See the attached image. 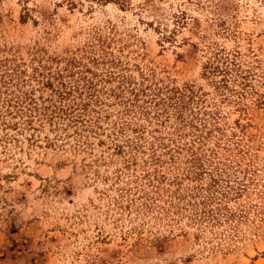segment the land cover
Wrapping results in <instances>:
<instances>
[{"label": "rangeland", "instance_id": "374dc122", "mask_svg": "<svg viewBox=\"0 0 264 264\" xmlns=\"http://www.w3.org/2000/svg\"><path fill=\"white\" fill-rule=\"evenodd\" d=\"M0 95V264H264V0H0Z\"/></svg>", "mask_w": 264, "mask_h": 264}, {"label": "trees", "instance_id": "16d2710c", "mask_svg": "<svg viewBox=\"0 0 264 264\" xmlns=\"http://www.w3.org/2000/svg\"><path fill=\"white\" fill-rule=\"evenodd\" d=\"M60 97V103L63 101L62 94L58 93ZM1 96V95H0ZM5 98H8L7 96ZM12 99V98H11ZM11 100H6L5 104L10 106ZM4 104V103H3ZM21 104V103H20ZM60 112L69 116L76 108H73V104L71 106L60 105ZM22 109H17V111L13 114L8 113L10 117L15 118L16 115L20 116ZM2 113V111H0ZM0 113V114H1ZM6 119L1 118L0 127L7 129L12 126L9 122L5 121ZM6 136H1V139H7ZM218 195L220 197H218ZM229 193H219L216 191L213 186L209 185L207 188H196L195 191L192 190L188 195L189 199H185L183 197H175L177 203L173 201L166 202V207L163 208L167 213H172L177 217L186 218L187 225L195 229V238H202L205 236L206 231H210L213 236H220L219 232L213 231L214 228H219L220 226L228 225V229L233 227L231 223L234 219H238V217L242 218V212L237 213L236 211H231L227 207L226 200L228 199ZM185 199V202L182 205H179L181 201ZM147 206V205H145ZM149 207V206H148ZM172 210V211H170ZM178 220V219H177ZM229 233V232H228ZM224 238H229V234H226Z\"/></svg>", "mask_w": 264, "mask_h": 264}]
</instances>
